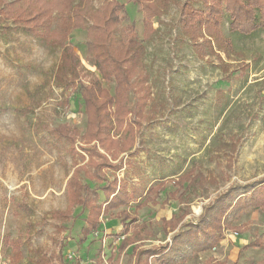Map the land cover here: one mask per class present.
I'll return each instance as SVG.
<instances>
[{"label": "rangeland", "instance_id": "rangeland-1", "mask_svg": "<svg viewBox=\"0 0 264 264\" xmlns=\"http://www.w3.org/2000/svg\"><path fill=\"white\" fill-rule=\"evenodd\" d=\"M107 1L124 5L121 26H131L145 48L139 74L146 83L140 94L127 95L129 133L119 131L117 146L128 150L112 159L99 149L107 160H96L105 167L80 173L83 196H98L95 203L101 204L100 188L114 179L146 190L159 184L163 188L102 216L97 232L78 245L86 211L75 207L62 221L51 213L66 209V182L87 159L73 156L69 143L55 133L61 125L76 129L78 146L85 131L81 92L90 79L99 78L87 57L86 30L73 31L69 39L85 78L64 91L53 81L60 51L17 30L4 36L1 28L0 264H13L10 243L16 240L21 260L15 264H35L37 254L52 255V264H133L134 247L169 243L178 227L195 222L204 206L228 187L264 176V31L251 37L231 35L224 20L222 31L232 39L235 54L221 55L222 67L214 58L197 59L183 38L179 20L184 0L170 3L152 20L155 33L149 40L143 39L136 5L93 0L92 7ZM101 85L113 93V83ZM181 176L184 180L174 185L171 180ZM122 211L142 226L138 235L132 229L122 234ZM170 219L177 222L172 232L164 228ZM28 223L34 225L30 233ZM231 225L243 226L245 232L225 231L213 250L187 255L180 264H264V214L248 211L231 218ZM129 238L131 244L126 243ZM251 242L262 246L245 247Z\"/></svg>", "mask_w": 264, "mask_h": 264}, {"label": "trees", "instance_id": "trees-1", "mask_svg": "<svg viewBox=\"0 0 264 264\" xmlns=\"http://www.w3.org/2000/svg\"><path fill=\"white\" fill-rule=\"evenodd\" d=\"M92 2L93 0H0V29H3L4 36L17 30L60 51L53 81L55 86L62 87L64 91L85 78L81 61L69 44V39L73 31L86 30L87 57L92 59L99 78L90 79L81 92L86 115L85 131L78 146L76 129L61 125L55 133L69 143V151L73 156L79 155L82 159H87L82 165L75 166L66 182V209L51 213L53 219L62 221L69 218L75 207L86 211L84 225L79 231L78 245H82L90 235L97 232L102 216L128 207L145 194L155 196L163 188V184H159L146 190L142 184L130 185L125 180L114 179L100 188L103 197L101 204L95 203L98 196L92 199L83 196L86 188L80 182V173L86 175L88 168L96 170L105 167L96 160V157L107 160L99 149L112 159L119 151L128 150L124 144L120 149L117 146L119 131L122 136L129 133L126 128L129 114L126 107L127 95L131 91L140 94L146 83V78L139 74L145 48L131 26H121L126 15L124 5L117 1H107L94 9ZM129 2L138 7L142 15V36L144 40H149L155 33L152 20L161 17L169 4L176 0ZM224 20L231 35L251 37L264 31V0H184L181 3L179 28L197 59L214 58L220 66L225 67L221 55L230 58L235 54L232 39L222 31ZM102 81L114 84L112 94L102 87ZM117 169H121V164ZM180 180L183 181L184 178L181 176L171 181L178 185ZM150 199L152 198H147L146 202ZM19 207L30 215L26 206ZM248 211L264 214V176L252 182L228 187L204 206L195 222L186 221L177 229L176 220L165 222L164 228L168 227L170 232L176 229L170 242L149 249L134 247L133 264H180L187 255L211 251L221 241L225 231H233L238 235L245 232L243 226L232 227L231 218ZM119 217L123 235H127L131 229L135 231L133 235H138L142 226L137 227L134 217L124 211L119 212ZM33 228L31 223L26 225L28 233ZM126 243L131 244V239ZM10 244L14 253L12 263L15 264L21 260V242L16 240ZM261 246V242H251L245 247ZM53 260L52 255L37 254L35 264H52Z\"/></svg>", "mask_w": 264, "mask_h": 264}]
</instances>
